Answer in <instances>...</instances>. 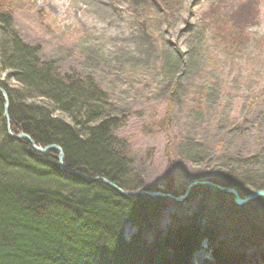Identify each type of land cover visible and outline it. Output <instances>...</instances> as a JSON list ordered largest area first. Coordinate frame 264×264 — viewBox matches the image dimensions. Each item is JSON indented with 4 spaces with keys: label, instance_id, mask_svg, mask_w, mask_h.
Returning <instances> with one entry per match:
<instances>
[{
    "label": "rangeland",
    "instance_id": "obj_1",
    "mask_svg": "<svg viewBox=\"0 0 264 264\" xmlns=\"http://www.w3.org/2000/svg\"><path fill=\"white\" fill-rule=\"evenodd\" d=\"M0 4L44 60L90 77L126 115L118 136L131 146L132 186L180 199L194 182L230 179L246 198L264 182V0ZM216 191L199 186L182 201L165 199L159 227L195 211L217 225L228 251L250 254V238L264 243L263 205L250 201L251 211L236 217L232 196ZM196 254L210 261L209 243Z\"/></svg>",
    "mask_w": 264,
    "mask_h": 264
},
{
    "label": "trees",
    "instance_id": "obj_2",
    "mask_svg": "<svg viewBox=\"0 0 264 264\" xmlns=\"http://www.w3.org/2000/svg\"><path fill=\"white\" fill-rule=\"evenodd\" d=\"M0 88L8 96L11 132L28 135L39 148L59 146L66 169L57 151L37 153L8 134L0 92V264H194L204 241L211 254L206 264L264 263L260 240L249 239L255 249L250 254L228 251L217 225L195 211L173 216L162 229L164 198L123 195L95 181L106 179L127 193L145 190L141 182L130 183L131 146L118 136L127 127L126 115L115 111L90 77L65 74L44 60L22 40L12 11L1 4ZM186 150L192 158L193 149ZM211 182L235 187L233 181ZM254 188L264 190V182ZM255 202L264 207L263 199ZM253 204L232 201L231 212L242 218Z\"/></svg>",
    "mask_w": 264,
    "mask_h": 264
},
{
    "label": "water",
    "instance_id": "obj_3",
    "mask_svg": "<svg viewBox=\"0 0 264 264\" xmlns=\"http://www.w3.org/2000/svg\"><path fill=\"white\" fill-rule=\"evenodd\" d=\"M0 92L2 93V95L4 96L5 101H6L5 108H4V113H5V118L8 121V126H7L8 134L11 137H15L17 139H23V140L28 141L31 144V146L33 147V149L37 153L45 154V153H47L49 151H52V150L57 151L58 154H59V156H58L59 165H60V167L63 170H65V168L63 166L64 154H63L62 149L59 146L50 145V146H48L46 148H39V147H37L35 145V143L33 142V140L28 135L22 133V134L16 136V135H14L11 132L10 119H9V115H8V96H7L6 92L4 90H2L1 88H0ZM72 173L74 175H76L75 172H72ZM94 180L95 181H97V180L104 181V183H106L110 187L118 190L123 195H139V194H145V195H148V196H151V197H161V198H164V199L171 198V199H174L175 201H182L187 196V194L189 193V191L192 188H194L196 186H212V187L218 189L219 191L226 192L228 195L232 196L234 198L235 205L238 206V207L244 206V205L248 204L250 201H253V200L254 201L257 200V199H263L264 200V190L256 191V192L252 193L251 195H249L248 197L242 198L235 189L224 188V187H221V186H217L215 184H212L210 182H194V183H192V184L189 185V187L187 189V193H186V195L184 197H182L180 199H176L175 197H173L172 195H169V194H161V193H158V192H151V191H147V190H139V191H136V192H133V193H127V192L119 189L116 185H114L113 183L109 182L106 179L96 178Z\"/></svg>",
    "mask_w": 264,
    "mask_h": 264
},
{
    "label": "bare ground",
    "instance_id": "obj_4",
    "mask_svg": "<svg viewBox=\"0 0 264 264\" xmlns=\"http://www.w3.org/2000/svg\"><path fill=\"white\" fill-rule=\"evenodd\" d=\"M66 170V169H65ZM76 175H78V174H76ZM218 186H220V185H218ZM196 187H199V186H196ZM227 194V193H226ZM227 196H230V195H228L227 194ZM231 197V196H230ZM186 198V197H185ZM184 198V199H185ZM232 198V201L234 202V198L233 197H231ZM248 243H250L251 241L250 240H248L247 241ZM246 244V243H245ZM245 247L247 246V247H249L247 244L246 245H244ZM195 264H201L199 261H198V259H197V254L195 255Z\"/></svg>",
    "mask_w": 264,
    "mask_h": 264
}]
</instances>
